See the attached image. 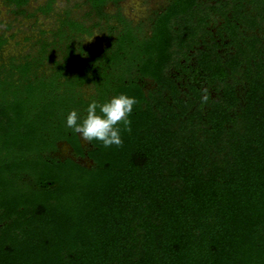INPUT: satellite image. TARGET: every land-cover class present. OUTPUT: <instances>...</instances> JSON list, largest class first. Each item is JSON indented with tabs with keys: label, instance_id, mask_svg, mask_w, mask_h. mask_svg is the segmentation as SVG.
<instances>
[{
	"label": "trees",
	"instance_id": "trees-1",
	"mask_svg": "<svg viewBox=\"0 0 264 264\" xmlns=\"http://www.w3.org/2000/svg\"><path fill=\"white\" fill-rule=\"evenodd\" d=\"M123 1L2 0L56 25L24 56L0 34V264H264V0ZM118 94L121 147L66 127Z\"/></svg>",
	"mask_w": 264,
	"mask_h": 264
},
{
	"label": "rangeland",
	"instance_id": "rangeland-1",
	"mask_svg": "<svg viewBox=\"0 0 264 264\" xmlns=\"http://www.w3.org/2000/svg\"><path fill=\"white\" fill-rule=\"evenodd\" d=\"M47 0H30L27 9V14H32L36 9L42 6ZM54 12L62 13L65 9H70L73 15H79L84 10V7L75 8V3H80L81 0H54ZM164 0H125L121 3L122 13L134 23H138L149 15V11L155 9L158 4ZM56 17H44L36 13L35 17L31 16H15L8 8H6L2 0H0V34H4L8 38V43L4 48V55H22L24 56L31 50V45L34 39L39 37V30H51L55 27ZM94 35L89 38H84V44H88L91 48H100L101 36L95 30ZM14 36V37H11ZM26 38L29 40L26 41ZM84 144L86 141H84ZM58 157L71 156L69 148L65 145H60Z\"/></svg>",
	"mask_w": 264,
	"mask_h": 264
},
{
	"label": "clouds",
	"instance_id": "clouds-1",
	"mask_svg": "<svg viewBox=\"0 0 264 264\" xmlns=\"http://www.w3.org/2000/svg\"><path fill=\"white\" fill-rule=\"evenodd\" d=\"M204 91L202 103L207 102V90ZM138 101L126 94H118L99 103L91 100L85 109V115L81 117L77 111L72 110L66 116V127L74 133H78L82 140L91 142L97 140L104 147H121L123 140L121 131H131V120L128 118L133 106Z\"/></svg>",
	"mask_w": 264,
	"mask_h": 264
}]
</instances>
